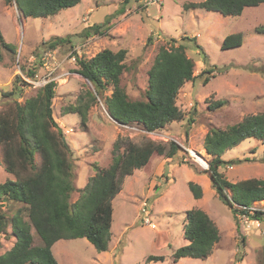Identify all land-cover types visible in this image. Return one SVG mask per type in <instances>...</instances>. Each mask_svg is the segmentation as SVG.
<instances>
[{
	"label": "rangeland",
	"instance_id": "374dc122",
	"mask_svg": "<svg viewBox=\"0 0 264 264\" xmlns=\"http://www.w3.org/2000/svg\"><path fill=\"white\" fill-rule=\"evenodd\" d=\"M122 1L83 0L53 16L25 17L16 0L11 5L0 0V28L5 39L17 46L15 54L2 51L0 110L12 100L5 93L15 89L16 84L24 88L17 96L23 102L47 82L56 81L54 117L73 150L71 160L76 173L77 190L71 202L95 175L96 166L110 165L119 137L137 144L147 139L162 144L175 141L181 147L173 159L156 154L148 172L136 169L125 178L113 200L112 237L107 251H97L85 237L60 239L53 245L55 257L59 264H233L243 254V260L236 264H264V222L239 212L234 215L232 208L219 198L209 175L191 167L194 164L203 172L209 166L211 156L204 148V137L211 126L225 128L247 114L264 112V33L257 31L264 25V3L246 7L240 16L233 17L200 8L184 10L185 3L202 0H131L124 12L112 17L109 35H80L85 27L102 23ZM239 32L243 35L242 46L222 49L225 37ZM70 34L71 42L55 49L44 44L53 36ZM171 42L186 46L187 54L195 61L197 76L187 81L178 94L181 119L155 131L145 130L140 123H119L109 114L105 101L112 94V86L99 94L86 125L81 123L79 114L63 112L76 103L81 92L93 89L77 72V57L88 59L105 48H125L126 69L121 83L132 99H144L156 54L160 46H170ZM209 69L214 72L205 83L208 74L202 72ZM31 71L35 72L33 76ZM17 76L21 81H15ZM219 99L226 100V104L211 109L210 104ZM222 158L228 162L222 171L231 181L264 176V142L256 138L245 139ZM8 178L13 175L0 163V181ZM190 181L201 186V198L192 196ZM21 206L22 203L7 202L1 208L11 220ZM253 206L264 211V200ZM193 207L211 216L220 228L221 239L206 260L186 256L175 261V250L188 243L184 229L187 210ZM8 230L9 235L0 233V254L15 243L10 226ZM32 232L34 244L41 245L40 236L33 228ZM160 255L164 260L148 259Z\"/></svg>",
	"mask_w": 264,
	"mask_h": 264
},
{
	"label": "trees",
	"instance_id": "16d2710c",
	"mask_svg": "<svg viewBox=\"0 0 264 264\" xmlns=\"http://www.w3.org/2000/svg\"><path fill=\"white\" fill-rule=\"evenodd\" d=\"M82 1L16 0V3L25 17H49ZM6 2L11 5L12 0ZM130 2L123 0L102 23L85 27L80 35H109L112 17L124 12ZM261 3L264 0H202L185 3L184 10L200 8L237 17L246 7ZM257 31L264 33V25ZM71 37V34L53 36L44 44L52 50L71 42ZM242 44L243 35L239 32L227 35L221 47L229 49ZM4 49L13 54L17 52V46L5 39L0 28V61L4 59ZM202 54L207 58L206 53ZM126 57L125 48L117 51L105 48L88 59L77 57V72L93 85V89L81 92L76 103L65 107L63 112L79 114L81 123L86 125L89 110L98 103L99 94L112 86V94L105 101L109 114L119 123H140L145 130L155 131L181 119L183 114L177 105L178 94L187 81L197 77L194 75L195 61L187 54L186 46L172 42L170 46H160L149 70L144 99H132L121 83ZM213 72L214 69L202 72L208 74L205 83L210 81ZM30 74L33 76L35 72ZM16 78L15 81H21L20 76ZM56 85L55 80L47 82L23 102L17 99L24 90L21 85L16 84L15 89L5 93L12 100L0 110V163L13 178L0 181V233L9 235L10 226L16 240L10 249L0 254V264H59L53 245L60 239L85 237L97 251H107L112 237L113 200L121 191L125 178L136 169L148 172L154 155L173 159L181 150L175 141L162 144L147 139L137 144L130 138L119 137L113 146L110 165L96 166L95 175L79 189V197L71 202V196L77 190L76 173L71 160L73 150L63 140V129L54 117ZM225 104L226 100L219 99L210 104V108L217 109ZM249 138L264 142V112L247 114L225 128L211 126L204 137V148L211 156L209 166L203 172L194 164L191 167L197 173L209 175L219 198L232 208L234 215L239 212L264 222V211L253 206L254 202L264 200V176L234 182L222 171L228 163L222 158L223 154ZM189 189L194 198L202 197L199 184L190 181ZM7 202L22 203L11 220L1 208ZM187 217L184 237L188 243L175 250L174 260L186 256L206 260L221 239L220 228L201 208L187 210ZM32 228L40 236L41 245L34 244ZM148 259L164 260V256H150ZM241 260L243 254L237 256L233 264Z\"/></svg>",
	"mask_w": 264,
	"mask_h": 264
},
{
	"label": "built area",
	"instance_id": "2783aa9c",
	"mask_svg": "<svg viewBox=\"0 0 264 264\" xmlns=\"http://www.w3.org/2000/svg\"><path fill=\"white\" fill-rule=\"evenodd\" d=\"M254 208H255V207H254ZM255 209H257V208H255ZM146 221H147L148 223H151V220H150L149 217L146 218Z\"/></svg>",
	"mask_w": 264,
	"mask_h": 264
},
{
	"label": "bare ground",
	"instance_id": "6f19581e",
	"mask_svg": "<svg viewBox=\"0 0 264 264\" xmlns=\"http://www.w3.org/2000/svg\"><path fill=\"white\" fill-rule=\"evenodd\" d=\"M193 152H195L194 150H193ZM199 157H201L200 155H198ZM204 161H205V159L203 158V157H201ZM197 159V158H196ZM201 162V161H200ZM206 162V161H205ZM201 164H203L202 162H201ZM204 165V164H203ZM205 165H207V163L205 164Z\"/></svg>",
	"mask_w": 264,
	"mask_h": 264
},
{
	"label": "water",
	"instance_id": "95a60500",
	"mask_svg": "<svg viewBox=\"0 0 264 264\" xmlns=\"http://www.w3.org/2000/svg\"><path fill=\"white\" fill-rule=\"evenodd\" d=\"M63 140H64V141H67L65 136L63 137Z\"/></svg>",
	"mask_w": 264,
	"mask_h": 264
}]
</instances>
